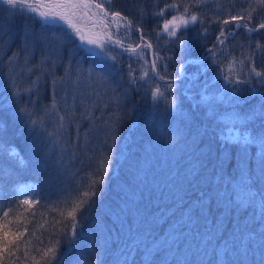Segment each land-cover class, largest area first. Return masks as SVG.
Here are the masks:
<instances>
[{"label":"trees","instance_id":"16d2710c","mask_svg":"<svg viewBox=\"0 0 264 264\" xmlns=\"http://www.w3.org/2000/svg\"><path fill=\"white\" fill-rule=\"evenodd\" d=\"M99 1L98 3L102 4L109 13L119 11L122 17H127L134 25H139L145 39L154 44L160 52L164 50L161 49L162 45L167 46L164 53L170 56L165 57L163 53L161 54L164 60L172 65L168 72L175 74L174 77L170 76L168 79H177L174 81L175 87L176 85L180 86L177 88L181 92L180 97H176L177 110L173 112L168 109L163 98L161 101H159L160 99L157 102L153 101L151 90L154 84L163 86L158 81L149 79L146 82L138 81L137 86L130 84L129 70L122 71L128 67L124 61L126 55L116 49L118 54L122 53V60H120L122 63L121 67H118L113 74L116 77L115 82H119L118 91L123 94V98L120 100L119 107L113 103L109 109L101 108L100 111L93 109L96 117L102 116L104 119L111 117L114 122L111 127L116 130L115 138L108 140V136L111 134L103 126L102 121L94 122L91 126L87 121H81L79 133L73 126L71 136L66 137V140L69 141L67 146L60 144L40 151V147L45 148L44 138L26 126V119L19 121L15 118V115L18 114L16 106L9 107V104L7 105V97L10 95L3 88L0 90V106H3L0 108V139L14 145L26 163L23 167L18 166L0 154V169L3 170V175H0V198L3 199L6 211L8 206L15 205L23 199L34 201L30 209L28 205H21L17 211V218H12L10 214L13 232L16 231L17 224L24 223L28 224V231L31 232L34 227H39L44 219L50 221L51 217L56 215V213L50 212L47 217L42 218L40 213L44 209L40 206L61 199L69 189L74 188L77 182L85 178L86 173L93 171L97 167L95 164L100 155L107 150L105 141L108 140V143L115 144V150L111 151V166L109 167L107 163L102 166L103 170L108 173L106 183L103 189L97 192L92 207L84 211L77 228L78 243L74 248L67 250L63 264L158 263L153 259L152 248L150 249L151 254L148 253L150 250H146L147 247L140 246L138 242L140 234L152 229V233L154 235L156 233V236L162 233L167 234L170 231L172 235L176 234L177 236L184 233L187 238L190 233L191 239L183 241V244L191 240L194 242L203 230V226L198 223V218L201 217L198 214L199 202L203 200L202 197L208 198L213 195L211 194L212 187L208 186L210 182L207 176L204 174L207 186L203 183L204 179H201L203 180L201 182L197 177V170L199 171L200 167H195L194 161L190 158L187 162L181 163L183 159L188 158L183 154L188 144L182 137L185 135L189 138L206 139L211 138L209 135H212L219 140V144L224 149L227 144L226 138L232 131L229 127L226 130V126L217 121L216 116L223 114L225 110L222 103H212L213 106L209 109L210 104L194 99V97H199L196 87H201L202 82L213 81L212 87H216L223 81L217 75L218 68L212 63L211 58H208L199 70L195 66L186 65L188 76L180 80L177 78L178 70H180L179 65L187 59L200 57L205 54L206 48L212 46L219 34L221 24H209V19L214 16L226 19L228 13L237 14L236 9L241 10L240 7L247 9L249 2H254V0H242V2L222 0L227 6L232 7V10L227 6L224 7L226 9L222 13L206 3L198 10L193 9V11L204 14L205 23L203 26L197 23L194 27H190L184 36L186 45L191 49V55L182 51L178 43H173L174 37L170 38L163 34L157 38V32L162 27L164 19H171L174 13L166 11L163 18L153 16V13L159 12L166 3H173L174 0H108V3H105L104 0ZM0 12H2L0 14L1 21H4L5 26L13 28L10 34V42H13V45L10 49H19L23 33L32 28L35 19L18 13L13 14L2 3H0ZM261 22H264V8L257 7L253 13L251 25L256 26ZM202 27L208 28L206 37L202 34ZM228 27H232V24ZM135 33L137 34L135 37L139 41V33L137 31ZM248 36L249 34L244 29H239L234 38L229 37L226 42L227 48L225 52L221 53V56L230 53L239 57L240 44H246ZM251 40L253 43L259 40L261 44H264V29L251 34ZM153 50L158 52L154 46ZM160 52L158 53L160 54ZM255 64L257 70H264V58L259 52L255 57ZM85 68L88 69V67ZM120 68H122L121 71ZM63 71L62 67H58L55 72L57 75H63ZM197 72L198 75L193 76V73ZM42 79H47V77ZM119 79L121 80L119 81ZM255 87L257 91L252 95L244 93L245 99L237 101L234 109L241 115L247 114L248 119L245 122V127L252 132H249L250 134H261L264 131V116L261 115V103H264V97H261L259 93L264 86L256 85ZM222 89L226 94L227 86H223ZM189 92L193 93V98ZM50 98L49 87H42L39 95L32 98L34 103L31 106L37 107L36 109L39 111L49 103ZM197 109L201 111L199 121L194 115L197 113ZM112 113L116 115H112ZM84 129L88 130L87 136H85ZM77 135L81 137L80 141L76 140ZM126 138L129 141L125 144L129 145L123 149L121 141ZM85 140L89 142L85 143ZM220 156L223 159V155ZM218 172L219 170L215 168L212 174L217 175ZM28 182L36 184L34 189L25 191L32 195L25 196L23 192L18 195L21 186ZM155 182L158 186L154 184ZM167 187H169L168 192L166 191ZM237 188L239 187H232L233 196L238 194ZM247 196L246 192V198ZM254 197L258 198V195L254 194ZM225 206H221L216 212H221L220 209H225ZM33 211L37 212L36 217L29 214ZM136 211L138 212L136 213ZM147 212L148 215L143 221L144 214ZM47 227L49 225H44V228ZM20 231H24L23 227L20 228ZM44 235L47 236V232ZM177 239L179 240L178 237ZM64 247L62 246V251ZM163 250L166 248L163 247ZM148 254L151 255L145 258ZM156 256L158 255L156 254Z\"/></svg>","mask_w":264,"mask_h":264},{"label":"snow or ice","instance_id":"6c2138e0","mask_svg":"<svg viewBox=\"0 0 264 264\" xmlns=\"http://www.w3.org/2000/svg\"><path fill=\"white\" fill-rule=\"evenodd\" d=\"M104 2L108 3V0H104ZM0 3L7 5L13 14L18 13L33 19L38 16L46 28L56 29L61 25L65 26L61 28L65 37L68 39L78 37L81 45L92 46L87 49V54L94 60L115 62L116 56L112 54V48L116 46L123 47L125 51L137 55L144 63L140 66L139 76L134 75L137 70L129 65V83L146 82L149 79L154 81L156 78L164 81L163 86L154 84L151 97L153 101L163 98L168 109L173 112L177 110L178 103L173 93L175 83L174 80L168 79L170 76L174 77L175 74L167 71V64L161 65L160 62L164 58L158 52H153V59L151 60L145 58L144 49H152V43L145 39L143 30L139 25H134L130 19L122 17L119 11L111 13L104 11L103 14L106 17L108 15L113 18L119 17L128 31L135 29L139 33L140 43L137 47H141L140 52H137L136 48L130 44L125 46L119 39L113 41L111 37H108L107 41L102 42L87 35L79 26L77 21L88 17L91 8L94 7L103 11L100 3H92L91 0H50L48 3H42L41 0H0ZM204 3L206 0H179V2L174 0L173 3H166L165 7L161 8L159 12H154L153 16L163 18L166 11H171L174 14L171 19H164L162 27L157 32V37L163 34L170 38L174 37L173 43H178L182 51L191 55V49L186 45L184 36L187 30L197 23L201 26L204 25V14L193 11V9H200ZM257 7L264 8V0L249 2L247 9L240 10L234 16L229 13L226 19H221L220 16L209 19V24H221L219 34L212 46L205 49V54L181 63L179 65L181 72L186 70V65L195 66L199 70L202 64L211 58L212 63L218 68L217 75L227 85L231 86L234 101L245 99L244 95L238 94L252 95L257 91L256 85L264 86V70H257L255 64V57L258 52L264 58V44H261L259 40L254 43L251 40V34L264 29V22L256 26L251 25L253 13ZM230 24L232 27H228ZM241 28L249 36L246 44H240L239 57L230 53L221 56V53L225 52L227 48L226 42L229 37L234 38ZM207 33L208 28L202 27L203 36L206 37ZM10 41L11 37L8 38V41L4 40L2 30H0V45L7 44L10 46ZM35 49V39H30L28 34H24L21 38L20 48L13 52L7 61L13 104L16 106L17 113L26 117V126L33 132L39 133V136L44 138L45 143L50 141L54 147L60 144L67 146L69 141L66 140V137L71 136L73 126H75V131L79 133L81 121H87L89 126L94 122L102 121L103 126L111 134L108 136V140H113L116 130L111 127L114 123L111 117L109 119H104L102 116L96 117L93 112V109L97 111H100L101 108L109 109L113 103L119 107L120 100L115 92L108 102H104L107 92H102L101 88L107 83V75L103 71L96 73L94 69L85 71L78 64H74L71 58L65 61L62 55L55 51L47 53L42 51L40 58L36 59ZM4 50L7 51V47ZM69 56L71 57V53ZM34 59L36 60L35 63H33ZM57 60L61 61L59 65ZM57 67L64 69L63 75L56 74L55 69ZM196 75L198 72L193 73V76ZM44 77L47 79H42ZM45 86L49 87L51 98L47 105L37 111L35 107L31 106L34 103L32 98L38 96L40 89ZM259 94L264 97V88ZM25 96L28 97L27 100H25ZM203 99L209 100L210 98L205 96ZM2 107L0 106V108ZM112 115L116 114L112 113ZM261 115L264 116V103H261ZM235 119L247 121L248 116L246 114L241 118L240 114L237 113ZM84 132L87 136L88 130L84 129ZM257 135L245 131L243 134H238L235 139L237 144L242 143L246 149L249 144L256 143ZM80 139L81 137L77 135L76 140L80 141ZM108 140L105 141L107 150L100 155L97 160V167L93 171L86 173L85 178L77 182L76 186L69 189L61 199L40 206L44 209L40 213L42 218L47 217L50 212H54L56 215L52 216L50 221L44 219L43 223L39 227H34L31 232L28 231L27 223L17 224L16 231L13 232L10 214L12 218H17V211L21 205H28L30 209L34 201L23 199L15 205L8 206L6 211L3 199L0 198V214H2L0 216V264H63L67 250L74 248L78 243L77 228L84 211L92 207L97 192L101 191L106 183L108 173L103 170L102 166L105 163L109 167L111 166V151L115 150V144L108 143ZM84 142L89 141L85 140ZM259 145L264 151V135L259 136ZM0 154L6 156L11 163L21 167L25 166V159L19 150L3 139H0ZM0 175H3L2 169H0ZM262 175H264V168H262ZM244 182L246 183V181ZM20 192H23L25 196L32 195V193L25 192L23 188L19 189L18 195ZM249 203H251V199ZM236 206L239 207L240 205L237 204ZM29 214L32 217L37 216L35 211ZM44 225H49V227L44 228ZM21 227L24 231H20ZM45 232H47V236L44 235ZM62 246H65L63 251L61 250Z\"/></svg>","mask_w":264,"mask_h":264},{"label":"rangeland","instance_id":"374dc122","mask_svg":"<svg viewBox=\"0 0 264 264\" xmlns=\"http://www.w3.org/2000/svg\"><path fill=\"white\" fill-rule=\"evenodd\" d=\"M93 1L98 3L99 0ZM240 1L242 2V0H239V2ZM41 2L48 3L50 0H41ZM206 4H208L210 7L212 6L215 9H218L220 13H222L226 9L224 7L227 6L222 2V0H206ZM228 7L232 10L231 6H227V8ZM240 9L242 10L243 8L240 7ZM236 10L237 11L235 12L237 13L240 11L238 9ZM1 13L2 12H0V14ZM231 15L234 16L236 13ZM226 18H228V15ZM34 19L35 21L32 23V28L26 30V32L23 34H28L30 39H35L36 56L40 58L42 51L45 53L55 51L56 53L62 55L63 60L67 61L71 58L74 64H78L85 71L89 69H94L96 73L103 71L108 77L107 83L101 88L102 92H107L104 102H108V100L113 97L114 92H117L115 94L119 100L123 98V94L118 91L119 82H115L116 77H114L113 74L115 70L118 69V67H121L122 62L120 60H122V53L123 55H126L124 61H126L128 67L125 70L120 68V71H126L127 69L129 70V65H131L132 68L137 70L134 75H140V66L143 65L144 61L139 59L137 55L129 51H125L123 47L116 46L118 47L117 50L122 51V53L119 54L115 47L112 48V54L116 56L115 62L110 61V64L109 61L100 62L98 60H94L90 55L87 54V49L92 46L81 45L78 37L73 39H68L65 37L64 32L61 30V28L65 26L61 25L56 29L46 28L43 26V23L38 16H36ZM1 20L2 19L0 17V30H2L4 40L8 41L13 28H7L3 23L4 21ZM77 23L80 27H82L87 35L97 38L102 42L107 41L108 37H111L113 41L119 39L125 46L130 44L132 47L136 48L137 52L141 51V47H137V45L140 43L137 40V37H135L137 34L134 30L128 31L119 17L113 18L109 15L106 17L101 10H97L93 7L89 11L88 17L78 20ZM58 31L59 33H57ZM11 45H13V42H10V46L7 44L0 45V90L4 88L9 92L10 96L7 97V105L9 104V107L13 106L14 104L13 97L11 96V82L9 80V66L7 65V61L8 57L17 50V48L10 49ZM152 45L156 51L160 52L154 44ZM5 47H7V51L4 50ZM166 47L167 46L162 45L161 49L167 50L165 49ZM164 50H161L162 52H160L159 55L162 57L161 53H163L165 57L170 56L167 53H164ZM153 52V48L144 49L145 58L151 60V55ZM69 53H71V57L69 56ZM21 55H23V53H21ZM39 58L36 57V59ZM35 62L36 60L34 59L33 63ZM60 63L61 61L57 60V64L59 65ZM160 63L161 65L167 64V71L172 66L164 59ZM85 67H88V69ZM57 69L58 67L55 69V71H57ZM187 76V70H185L183 73L181 70H178V80L184 79ZM120 80L121 79H119V81ZM155 80L161 84H164V81H160L157 78ZM169 80L177 81V79ZM205 83L206 81L202 82L201 87H196L199 91V97H194L193 93L189 92L191 97H194V99H197L201 102L210 104L209 109L213 106L212 103H222L223 107H225V110L223 114L216 116L217 121L220 123L222 122L226 126V130H228L229 127L232 129V131L231 134L226 138L227 144L223 149V159L218 163L213 162V164L211 161L212 158L214 159V155L216 153L209 154L211 151L206 152L203 149L197 150V144L200 140H202V138H189L184 135L182 139L186 141L188 146L183 154L188 156V158L183 159L181 163L187 162L189 158L192 159L194 161V166L200 167V170H197V177H199L200 180L204 179L205 182H203V180H201V182H203L206 186L207 181L204 178L205 175L203 172H206L209 168L210 170L212 169L211 171L217 168L219 172L224 171L228 173H230L228 170H232L233 168L239 169L240 178L230 177L228 179H220L218 177V172L216 178L213 181L209 180L210 183L208 186L212 187L211 194L213 195H208L210 196L208 198L202 197L203 200H200L199 202L200 206L198 214H200L201 217L198 218V223L203 226V230L202 233H199L197 239H195L194 242H191V240L186 244H183V241L191 239L190 233L188 234L187 238L186 234L184 233H180L177 236L176 234L172 235L170 231L167 234L162 233L161 235L156 236V233L155 235L152 233V229L141 233L140 240L138 242L142 248L147 247V251L152 248L151 250L153 251V259L158 262H153V264H264V199L262 198L264 195V175H262V168H264V151L261 150L259 145V136L264 135V131L257 135L256 143L249 144L246 149L242 143L237 144L235 138L238 134H243L245 131H251L245 127L246 121L243 119H235L237 110L234 109V106L237 101L233 100L234 94L231 91V86L225 84L224 81H222V83H218V86L216 87H212L214 85L213 81H208L206 84ZM132 85L137 86L136 83ZM222 85L227 86L228 90L226 94L224 93V89H222ZM26 86L27 85L25 84V87ZM175 88L176 90H173L175 97H180L181 92L179 89H177L180 88V86L176 85ZM238 95H241V93ZM205 96L209 97L210 99H203ZM27 99L28 97L25 96V100ZM161 99L159 101H161ZM193 102H196V100H193ZM194 106L196 105L194 104ZM240 116L241 118L244 117V115L241 114ZM15 118H17L19 121L26 119V117H22L19 114H16ZM128 141V138L122 139L121 142L123 149L129 145L125 144ZM173 145L175 144L173 143ZM44 146L45 148L40 147V151H44L52 145L49 141V143H44ZM201 157H205L207 159V167H205V164L201 166L197 165V160H201ZM95 165L97 166V163ZM242 174L244 178L243 181ZM247 175H249L251 179H248ZM256 177H258L257 180H255ZM244 181H246V183ZM154 184L158 186L156 182ZM238 184L241 186L239 187ZM233 186L239 187L236 189L239 191L235 196H233L232 193ZM35 187L36 184L32 182H28L21 186L24 191L32 190ZM169 187L166 188L167 192L169 191ZM246 192L248 194L247 198ZM254 194H257L258 198L254 197ZM252 197H254V199H252ZM250 199L251 203H249ZM237 204L240 206L237 207ZM221 206H225V209H220L221 212H216V210H219ZM212 211L213 214L211 215ZM137 212L138 211H136V213ZM147 215L148 212L144 214V218L142 217L143 221ZM225 224L229 226L225 228ZM177 237L179 238L180 243ZM163 247H165L166 250L162 251ZM151 250L148 253H151ZM156 254L158 256H156ZM150 255L148 254L145 258H148Z\"/></svg>","mask_w":264,"mask_h":264},{"label":"bare ground","instance_id":"6f19581e","mask_svg":"<svg viewBox=\"0 0 264 264\" xmlns=\"http://www.w3.org/2000/svg\"><path fill=\"white\" fill-rule=\"evenodd\" d=\"M193 105H192V107H193ZM200 114H201V111L197 109V113L194 114L196 116V120L198 119L197 121H199ZM209 136H211V138L208 137L206 139H202V140L199 141V143L197 144V150L198 149L199 150L200 149L201 150L203 149L206 152L207 151H211L212 153H216L214 155V159L212 158V161L211 162H212V164H213V162L218 163V162H220V160H222V157L220 155L223 153V147H222V145L219 144V140H217V138H215L212 135H209ZM211 152H209V154H211ZM197 163H198L197 164L198 166H201L203 164H205V167L208 166V162H207V159L205 157H201V160H197ZM193 165H194V163H193ZM211 170L209 168L206 172H204V174L207 176V178L209 180H212L213 181L216 178V175L212 174V171ZM228 171H230V173L224 172V171L219 172L218 177L220 179H228L230 177H232V178H240L239 169L233 168L232 170H228ZM247 176L249 177V175H247ZM257 179H258V177L255 178V180H257ZM238 186L240 187L241 185L238 184Z\"/></svg>","mask_w":264,"mask_h":264},{"label":"water","instance_id":"95a60500","mask_svg":"<svg viewBox=\"0 0 264 264\" xmlns=\"http://www.w3.org/2000/svg\"><path fill=\"white\" fill-rule=\"evenodd\" d=\"M151 59H153V54L151 55Z\"/></svg>","mask_w":264,"mask_h":264}]
</instances>
